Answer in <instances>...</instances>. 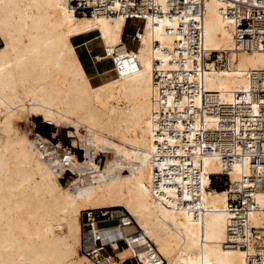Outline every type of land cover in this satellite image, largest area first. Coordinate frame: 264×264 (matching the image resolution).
<instances>
[{"label":"bare ground","instance_id":"obj_1","mask_svg":"<svg viewBox=\"0 0 264 264\" xmlns=\"http://www.w3.org/2000/svg\"><path fill=\"white\" fill-rule=\"evenodd\" d=\"M68 2L0 0V131L6 135L0 144V264H95L82 251L83 211L101 208L128 211L165 264H248V251L227 242V200L240 187L218 190L211 174L226 170L229 180L237 181L248 172L249 156L237 149L233 164L226 168L227 160L210 149H216L215 143L203 140L188 155L184 139L176 137L183 132L184 106L190 97L176 91L190 89L188 76L201 85L192 93L195 105L208 96L239 104L250 100L248 74L264 68V46L238 49L233 27L221 13L228 2L206 0L203 46L207 57L217 52L218 61L201 60L199 53L197 63H172L180 56L175 46L184 49L188 47L184 42H189L187 24L173 34L166 30L177 29L180 19L142 21L136 48L118 56L125 47L127 19L78 16ZM93 32L97 36L87 42L98 38L104 48L96 61L120 59L117 64L110 59L115 75L99 84L92 83L75 42ZM184 53L193 59L190 52ZM171 69L178 70L176 79ZM191 70L198 78L190 75ZM262 104L264 98H259L254 112L264 117ZM203 115L205 127L217 123L218 116ZM34 116L56 127L53 137L68 128L77 138L69 150L75 146L85 150L84 159L72 151L75 174L66 186L61 180L64 170L54 168L55 158L47 156L50 152L31 135ZM244 124L237 118L228 127L239 134L247 128ZM43 135L47 148L50 136ZM101 153L106 157L102 166L97 160ZM261 160L258 168L263 170L264 153ZM249 184L250 177H244L242 185ZM259 201L263 203L262 195ZM247 212L253 224L264 226V209L258 204L241 211ZM100 226L120 225L108 219ZM123 229L137 232L135 225ZM143 241H120L116 248L126 258L131 254L128 245ZM141 256L146 262L145 253Z\"/></svg>","mask_w":264,"mask_h":264},{"label":"built area","instance_id":"obj_2","mask_svg":"<svg viewBox=\"0 0 264 264\" xmlns=\"http://www.w3.org/2000/svg\"><path fill=\"white\" fill-rule=\"evenodd\" d=\"M225 1L228 3L224 4L221 13L233 27V41L236 47L250 50L261 49L262 45L264 46V0ZM205 3L206 0H69L68 7L78 16L123 15L127 22L129 20L147 21L151 18L156 24H159L162 21L180 19V24L177 22V29L167 26L166 30L169 34H173L176 30L178 31V28L188 25L189 29L186 35L189 42H184L188 47L181 49L175 46V49L179 51V59L171 60L170 57L172 63L179 61L183 65L187 61L197 63L199 60L196 55L199 53L201 60L214 59L218 61L217 52H211V56L207 57L203 46L202 31L204 28ZM156 15L157 17L160 16L157 20L154 18ZM182 19L185 21L183 22ZM140 30H142V27L138 26L132 35L133 41L140 40ZM190 35L193 36V40H191ZM175 42L183 43V40L175 39ZM201 44L202 50L199 52ZM184 51L190 52L193 59ZM167 53H169L168 50ZM110 59H112L113 64H117L120 60L119 57L114 56ZM98 61H101V59ZM171 71L173 73L172 78L176 79L178 70L171 69ZM190 75H197L198 78V73H193L192 70ZM248 79L252 92L250 100L245 98L239 104L208 96L202 99L200 105H195L192 100V93L196 86L200 90L201 85L195 79L192 82V79L187 76L186 84L188 87L191 85L190 89L188 88L185 92L181 89L176 91V95L185 94L190 97V100L184 106L186 116L183 117V132L177 133L178 137L176 138L184 139L185 151L188 155L193 154V148L199 140L215 143L216 149L215 146L210 147V149L212 152L217 151L220 153L223 160H227L224 164L226 168H230L233 164L232 159L237 149H241L243 155L247 154L249 156L248 172H244L239 180L230 181L229 174L225 170L224 173L211 174L212 185H215V178L223 177L219 181V184L223 187L228 186L230 188L231 185L236 188L240 187V189H236L235 196L232 195L227 200L226 211L230 213L227 218V242L248 251L246 257L248 264H264V226L257 227L253 224L252 215L249 212L241 213L243 210L249 211L252 203L258 204L261 209H264V169L260 170L258 168V165L262 164L261 155L264 153V117L263 115H256L254 112L255 103H258L259 98H264V68L251 70ZM245 97H248L246 93ZM251 99H253L252 102H250ZM260 107L264 109V104ZM206 112L218 116L217 123L213 120L212 125L205 127L203 120L206 121V117L203 114ZM237 118H240L245 123L244 125H247V128H241V136L240 133L238 134L228 127L232 122H236ZM32 121L34 133H31V135L37 139L36 144L41 149L50 152L47 156L55 158L53 160L54 168L64 170L65 176L61 180L65 182L75 174L70 165L73 153L75 152L80 159H84L85 150L80 146H75L72 150H69L70 145L65 144L59 138L60 135L56 137L51 135V141H49L51 145L44 148V144L41 142L44 135L39 129V124L44 123L51 127L53 124L43 120L37 121L36 118H33ZM173 121L176 122L177 120L173 119ZM171 129H174V126ZM102 155L101 153L97 159L100 166L104 165L102 160L106 159ZM241 163L246 165L245 162ZM227 164L229 165L227 166ZM247 176L250 177L252 184L244 186L242 180ZM245 181L247 182L248 179L245 178ZM261 195L263 198L262 204L259 201ZM119 209L101 208L83 211L82 251L84 254L95 264H165L166 259L144 229L136 223L128 211L121 209L120 212ZM108 219L115 220L120 226L101 227L100 222ZM131 225L137 227L136 233H130L123 229V227ZM139 238L144 240L143 243L134 247L128 245L131 254L126 258H122L116 244L120 241H127L130 244ZM241 242L244 244L241 245ZM144 253L147 259L146 262L142 260L141 256Z\"/></svg>","mask_w":264,"mask_h":264},{"label":"rangeland","instance_id":"obj_3","mask_svg":"<svg viewBox=\"0 0 264 264\" xmlns=\"http://www.w3.org/2000/svg\"><path fill=\"white\" fill-rule=\"evenodd\" d=\"M140 26L142 27V21L140 20H129L127 22L126 28H125V32L123 34V40L125 43V47L120 48L119 49V55L121 54V51L126 50V52H128V50H132L133 48H136L137 46V41H133L132 40V35L135 33L137 27ZM98 33L93 32L87 35H83V36H79L78 38L75 39L76 43L82 44L81 42H85L88 39L94 38L95 36H97ZM3 45V42L1 40L0 37V47ZM77 52L79 53V56L83 59L85 66L88 69H95L98 70L102 73V80H106L108 78H111L115 75L114 72L110 71L113 67L112 62L110 59L108 60H103V61H96L95 56L98 53H104V48L101 45V40L96 38L93 40H90L89 42H86L84 45H81L77 48ZM94 83V81H92ZM33 118H38L37 121L39 120H43V118L41 116H34ZM44 121V120H43ZM26 121L23 123H21L22 128L24 129L26 126ZM44 123H40L39 125H43ZM46 129V135L49 136L50 131H51V135H56V127L53 125L52 127H48V126H44ZM83 133V131H82ZM50 135V136H51ZM6 135L0 131V144L5 140ZM59 138L67 145L72 146L74 140L76 141V137H72L69 135V129L68 128H62V133L60 134ZM77 145V144H76ZM79 156H80V152H79ZM223 179V177H218L215 178V185L218 190L222 189L223 186L221 184H219V181H221ZM225 181V180H224ZM62 184L64 186H66L68 183L66 182H62ZM79 250H80V246H79ZM80 252L82 253V251L80 250ZM79 252V253H80ZM80 253V254H81ZM83 254V253H82Z\"/></svg>","mask_w":264,"mask_h":264},{"label":"crops","instance_id":"obj_4","mask_svg":"<svg viewBox=\"0 0 264 264\" xmlns=\"http://www.w3.org/2000/svg\"><path fill=\"white\" fill-rule=\"evenodd\" d=\"M2 40V39H1ZM3 42V41H2ZM87 42V41H86ZM85 40H84V42H81L82 44H79L78 43V47L79 46H81V45H84L85 43ZM84 43V44H83ZM98 54H101V53H98ZM97 55V54H96ZM84 66H85V63H84ZM85 69H86V71H87V74H88V76L91 78V81H94V83L93 84H99V83H101V82H103V81H105V80H102V73L100 72V71H98V70H93V69H88L86 66H85ZM109 79V78H108ZM107 80V79H106Z\"/></svg>","mask_w":264,"mask_h":264},{"label":"trees","instance_id":"obj_5","mask_svg":"<svg viewBox=\"0 0 264 264\" xmlns=\"http://www.w3.org/2000/svg\"><path fill=\"white\" fill-rule=\"evenodd\" d=\"M82 59V58H81ZM82 61H83V59H82ZM83 64H84V61H83ZM37 120H38V118H36ZM40 121V120H39ZM44 126H48L47 124H43V125H39V129H40V131L43 133V134H45L46 133V128L44 127ZM49 127V126H48ZM51 127V126H50ZM51 135V131H50V134H49V136Z\"/></svg>","mask_w":264,"mask_h":264}]
</instances>
